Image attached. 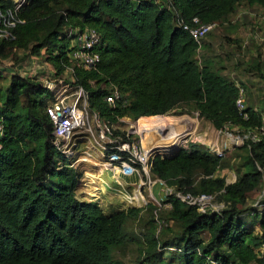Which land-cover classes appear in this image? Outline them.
<instances>
[{
	"label": "trees",
	"instance_id": "trees-1",
	"mask_svg": "<svg viewBox=\"0 0 264 264\" xmlns=\"http://www.w3.org/2000/svg\"><path fill=\"white\" fill-rule=\"evenodd\" d=\"M240 3L264 15V0H27L12 12L17 21L9 28L12 37L0 38V59L14 49L25 50L26 57L43 48L52 74L68 73L62 82L80 86L87 108L108 125L121 116L148 117L190 104L213 127L228 124L247 134L238 145L243 152L230 183L216 174L228 162L200 141L148 160L151 176L182 191L211 194L212 201L223 203L220 213L198 210L171 194L166 198L169 226L156 233L155 206L146 203L145 230L127 232L124 222L142 207L105 214L94 200L74 196V168L51 140L45 112L50 89L33 77L11 73L0 87V264H118L112 248L134 239L142 247L137 246L133 264H210L205 255L232 264H264V253L257 250L264 244V211L257 221L254 207L246 203L264 169V139L250 136L262 112L252 105L239 111L235 98L242 85L236 74L220 72L212 54L199 50L201 44H214L206 35ZM12 8L13 0H0L2 14ZM193 17L214 23L197 41L181 26L194 25ZM87 28L98 35L93 47L98 60L82 68L72 62L70 50L73 31ZM197 51L200 61H195ZM253 57L250 65L259 60ZM113 89L118 96L108 102L105 95ZM255 222L260 234L252 232ZM158 247H176L170 250L178 256L164 261Z\"/></svg>",
	"mask_w": 264,
	"mask_h": 264
},
{
	"label": "rangeland",
	"instance_id": "rangeland-1",
	"mask_svg": "<svg viewBox=\"0 0 264 264\" xmlns=\"http://www.w3.org/2000/svg\"><path fill=\"white\" fill-rule=\"evenodd\" d=\"M247 6L245 3L238 4V8L234 13H230L225 21L218 24L216 28H213L206 35L214 44L206 42L204 47L202 44L200 45L199 50L205 49L212 54L211 61L216 64L215 66L220 72L228 77L235 76L236 74V82H239L243 86L245 106L252 105L259 112H264V109L260 105V101L264 102V86L262 79L258 75L260 63H262L261 66L264 70V15L260 13L258 8ZM217 38L221 40L217 42ZM236 46L237 50L233 48ZM230 50L233 53H229ZM217 51L218 53H216ZM25 53V50L14 49L9 51L5 58L0 59V87H4L8 83L11 73L14 72L33 77L38 81L45 79L55 82L53 74L48 73L49 71L52 72L53 69L44 59L43 48L40 49L37 55L24 57ZM255 55L258 56L259 60L256 64L250 65L249 61ZM200 58L201 55L197 51L195 53V61H200ZM58 77L63 82H67L69 79L66 72L59 74ZM65 84H67L65 92L71 93L74 87L70 83ZM54 89L60 92L59 90H63L64 88L60 84H54ZM68 97L71 98V95ZM48 101L51 104L53 98L51 97ZM89 113L90 123H93L91 127L92 134L95 138L93 139L91 135L86 133L85 126H78L71 138L60 142V145L67 150V153L64 154L66 161L75 171L74 196L78 199L94 200L105 214H110L127 207H142V210L137 215L129 216L126 222H124L127 232L135 231V233L145 230L147 224L144 221L148 215V211H145L143 206L146 203H151L155 206L152 209L155 219V232L160 233L164 225L168 224L169 226L171 224V220L168 218L170 204L166 198L176 190L175 185L165 184L161 179V181L154 180L155 177L151 176L150 173L149 179L151 181H148V178L139 172L138 167L135 166L137 169L135 171H127L128 166L118 169L117 172L110 167L107 170L103 168L102 161L106 158V153L101 150L97 143L99 138L96 133L99 127L96 125L95 119H93L94 111L89 110ZM161 115L176 117L179 120L184 119L187 122L189 127L182 120L175 123V120L172 118H168L162 123L167 127L175 129L173 131L175 140L179 137V134L183 133L182 129L186 128L191 131L188 137L183 139V142L182 139L174 142L176 147L174 152L180 146L188 147L189 142L200 141L205 143L208 148L214 145L218 149L221 148L222 155L220 156V160L228 162V174L231 178L233 177L235 164L239 162L238 154L243 152L238 145L241 144L242 138L246 136L244 134H247V131L228 124L221 128H215L207 119L198 116L196 111L191 109L190 104L177 105L170 112ZM136 119H131L127 116L119 117L115 123L111 124L112 127L108 125L111 134L114 136L118 134V140H125L133 143L136 147H142L140 134L133 128ZM113 130L116 131V134L113 133ZM51 140L53 142V138ZM235 146L239 147V149ZM162 153H166L164 148L161 149V154L157 151H151L150 156L159 155L165 157L166 155H162ZM110 162L113 165L118 164L116 160H111ZM219 172L220 169L216 174L219 175ZM247 199L264 201V169L262 179L256 187L255 193L250 196L248 195ZM255 215V218L259 217L257 214ZM246 221V224H249V218L246 217ZM251 228L255 234L261 233L260 229L254 228L253 230V225ZM137 246L142 247L140 244H136V239H134L113 247L112 257L119 261L118 264H133L138 258ZM158 248L163 252L162 258L164 261L178 256L171 252L170 249L164 247ZM143 264H152V261H145ZM173 264H175L174 261Z\"/></svg>",
	"mask_w": 264,
	"mask_h": 264
},
{
	"label": "built area",
	"instance_id": "built-area-1",
	"mask_svg": "<svg viewBox=\"0 0 264 264\" xmlns=\"http://www.w3.org/2000/svg\"><path fill=\"white\" fill-rule=\"evenodd\" d=\"M26 1L27 0H13L12 11L7 10L5 14L0 12V38L12 37L9 28L17 21L12 12L17 10ZM192 21L194 25L189 26L183 23L181 26L187 30L196 41L214 25L212 22L198 23L195 17L192 18ZM97 39L98 35L92 28L79 31L74 30L72 35L73 47L70 50L72 62L82 68L92 67L98 60V54L93 50ZM54 81L55 82H51V80L41 79V83L50 89L53 98V102L46 105L45 112L51 121L53 143L61 152L66 154L67 150L60 145V142H64L71 138L78 126H85L86 133L91 135L94 139L95 136L92 134L91 128L93 123H90V113L87 108L83 89L80 86H75L71 93H67L65 92L67 84L63 83L60 77L56 76ZM54 84H60L64 89L57 92V90L54 89ZM69 95H71V98L68 97ZM117 96V90L113 89L105 95V100L112 102ZM235 105L239 111H242L245 106L243 87L240 85L238 86V95L235 98ZM242 116L245 117L246 114L243 112ZM93 119H95V123L99 127L96 133L99 138L97 143L101 150L106 153V158L102 161L103 168L107 169L110 167L117 172L118 169L124 166L129 167L127 171H135L137 170L135 167H138V171L145 175L148 181H151V179H149L150 172L148 162L151 157L150 153H147L143 147H136L133 143H129L128 141L118 140L119 135H112L108 124L101 119L96 112H94ZM2 131L3 124L0 118V136ZM259 136H262L264 139V112L260 113V123L257 125L255 133H252L251 138H257ZM210 150L218 156L222 155L221 150L218 148ZM111 160H116L118 164H111ZM154 180L161 181L157 177H155ZM172 194L188 204L195 205L198 210L210 209L220 213L223 205L221 202L212 201L213 196L211 194H192L189 191H182L179 189H176ZM168 249L178 250L176 247H168ZM196 251L199 253L198 249H196ZM258 251L260 250L258 249ZM205 257L210 264H232L230 262H222L211 255H205Z\"/></svg>",
	"mask_w": 264,
	"mask_h": 264
},
{
	"label": "bare ground",
	"instance_id": "bare-ground-1",
	"mask_svg": "<svg viewBox=\"0 0 264 264\" xmlns=\"http://www.w3.org/2000/svg\"><path fill=\"white\" fill-rule=\"evenodd\" d=\"M168 118L174 119L175 123H178L179 121L182 120L187 125V122L184 119L179 120L176 117L161 115V114L152 115V116H148V117H139L136 119V121L133 125V128L137 132H139L141 146L144 148V150L147 153H150L151 151H157L158 153L161 154V149L164 148V150L166 152H171V154L169 155V156H171L172 153L174 152V150L176 149L175 144H174L175 137L173 134V131L175 129L173 127L170 128V127H167V126L162 124ZM187 127H189V126L187 125ZM190 132L191 131L189 130L188 134L182 138V142H183V139L185 137H188ZM163 144H165L164 147H162ZM130 174H132V173H130ZM135 180H136V178H135ZM94 183H95V181H94ZM129 189H130V187H129ZM113 192H115V191H113Z\"/></svg>",
	"mask_w": 264,
	"mask_h": 264
},
{
	"label": "crops",
	"instance_id": "crops-1",
	"mask_svg": "<svg viewBox=\"0 0 264 264\" xmlns=\"http://www.w3.org/2000/svg\"><path fill=\"white\" fill-rule=\"evenodd\" d=\"M52 72H53V70H52ZM52 72H48L49 74L50 73H52ZM55 78H56V76H58V75H53ZM61 87H63V86H61ZM182 131H183V133L182 134H180L179 135V137L175 140L174 139V142L175 141H177L178 139H182L183 138V136H186V134H187V132L189 131V130H187L186 128L185 129H182ZM235 144V143H234ZM215 149V148H218V147H216V146H214V145H211V146H209V149ZM221 149V148H220ZM163 155H166V156H169L170 154H171V152H166V153H162ZM218 171V170H217ZM224 175V181H225V183H230V182H232L234 179H235V175L233 174V177L231 178V176H229V174H228V169L226 168V167H224V168H221L220 169V172H219V175ZM256 189V188H255ZM255 189H252L251 191H249L248 192V195L250 196L251 194L253 195L254 193H255ZM248 198V197H247ZM247 200V204L248 205H251V206H255L254 207V209H253V212L255 213V214H257L259 217L258 218H256V220L258 221V219L260 218V215H261V212L262 211H264V201H262V200H257V199H254V200H248V199H246ZM170 213V212H169ZM255 220V221H256ZM254 228H256V229H260V231H261V228L258 226V224H257V222H255L254 224H253V230H254ZM254 232H256V231H254ZM257 233V232H256ZM260 250L261 252H264V244L263 245H261V246H259L258 248H257V250Z\"/></svg>",
	"mask_w": 264,
	"mask_h": 264
},
{
	"label": "water",
	"instance_id": "water-1",
	"mask_svg": "<svg viewBox=\"0 0 264 264\" xmlns=\"http://www.w3.org/2000/svg\"><path fill=\"white\" fill-rule=\"evenodd\" d=\"M177 150H178V148H177ZM176 152H177V151H175V153H176ZM175 153H174V154H175ZM165 157H169V156H165Z\"/></svg>",
	"mask_w": 264,
	"mask_h": 264
},
{
	"label": "clouds",
	"instance_id": "clouds-1",
	"mask_svg": "<svg viewBox=\"0 0 264 264\" xmlns=\"http://www.w3.org/2000/svg\"><path fill=\"white\" fill-rule=\"evenodd\" d=\"M261 245H263V244H261ZM261 245H260V246H261ZM260 252H261V251H260Z\"/></svg>",
	"mask_w": 264,
	"mask_h": 264
}]
</instances>
